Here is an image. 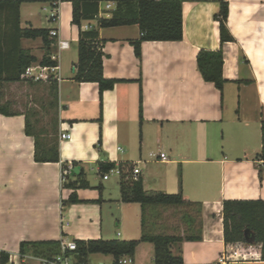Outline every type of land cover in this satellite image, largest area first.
I'll use <instances>...</instances> for the list:
<instances>
[{
	"label": "crops",
	"instance_id": "obj_1",
	"mask_svg": "<svg viewBox=\"0 0 264 264\" xmlns=\"http://www.w3.org/2000/svg\"><path fill=\"white\" fill-rule=\"evenodd\" d=\"M72 1L20 7L21 28L59 33L51 57L57 58L60 80L38 83L48 89L50 101L42 109L48 116L52 111V120L43 125V117H30L37 131L49 134L41 136L42 145L56 139L59 162L35 161V139L26 133L29 114H0V254L10 255L9 264H41V258L32 256L21 260V243L136 241L146 234L182 238L171 251L181 255L184 264L221 263L228 251L224 202L264 201V162L257 159L264 120V0H224L229 4L227 26L235 39L224 45L217 21L221 0H183V40L143 42L141 58L133 46L141 37L137 25L98 29L97 20L84 22V29H98L103 40L104 77L119 81L102 99L98 84L74 80L79 29L72 23ZM104 2L108 4L100 3L99 17L111 18L115 2L110 11L102 8ZM36 5L46 12L44 19ZM54 12L56 22L50 21ZM5 30L0 28L2 40L13 34ZM58 41L68 46L61 49ZM12 45L3 46V52ZM21 48L38 60L44 55L41 39H23ZM220 50L226 81L222 90L204 80L197 63L201 51ZM52 86H57L53 105ZM62 133H70L71 139L61 140ZM164 148L175 156L185 153L186 158L168 157L167 163L149 159L151 151L166 153ZM138 162L147 194L182 193L191 204L143 209L139 203L123 202L122 183L131 180ZM73 163L79 173L71 172L63 181V168ZM108 164L124 166L123 176L113 184L103 178ZM174 165L181 167L178 176L161 170ZM90 169L102 179L97 186L88 179ZM81 173L86 188L65 187L77 182ZM73 193L76 203L70 201ZM154 253V245L143 242L134 256L123 258L131 259L128 264H154ZM114 263L111 255L91 254L83 264Z\"/></svg>",
	"mask_w": 264,
	"mask_h": 264
},
{
	"label": "trees",
	"instance_id": "obj_2",
	"mask_svg": "<svg viewBox=\"0 0 264 264\" xmlns=\"http://www.w3.org/2000/svg\"><path fill=\"white\" fill-rule=\"evenodd\" d=\"M46 0H0V28L5 31L11 30L13 34L0 39V84L16 83L24 80L21 78L25 70L33 64L41 66L58 65L57 61L51 58V50L56 40L50 37L51 30L21 28L20 7L24 3H36ZM106 0H73L72 23L79 29L78 41V62L74 80L79 83H96L99 86L100 96L106 90H111L119 82L118 80L106 79L103 73V40L100 38V28H114L121 26L137 25L141 37L133 42L135 54L141 58V45L143 42H177L183 40V0H111L115 2V9L111 18H100V3ZM221 9L217 16L220 29L222 45L233 42L235 39L230 33L227 22L229 17V4L221 0ZM98 21V29H84L83 23ZM41 39L44 55L41 60L21 48V40ZM2 41V42H1ZM13 44L11 49L3 52L5 48ZM3 59L5 64H3ZM198 68L204 80L215 84L222 90L225 84L223 78V51L211 52L201 51L197 57ZM33 83V81H30ZM36 84L41 82H34ZM53 97V104L57 103V86H52L50 91ZM0 114L9 115L7 106L0 105ZM31 115L26 116V133L35 139V161L39 163L59 162V149L56 139L52 145H42L41 136L49 134L47 131H37L36 126L30 121ZM142 123V114H141ZM262 130V151L257 156L258 160L264 162V120L261 122ZM55 136L58 135L56 130ZM102 144V137L99 145ZM73 166L78 167L77 163ZM122 169L124 166L120 165ZM115 164H108L103 167L107 172ZM132 170V169H131ZM262 176V171H260ZM81 173L77 182H69L65 187L77 190L87 187V181ZM262 178V177H261ZM122 200L126 203H139L143 209L147 206L165 205L182 206L191 204L185 202L182 193L147 194L143 188V181L128 180L122 183ZM72 203L78 202L76 193L71 195ZM224 237L228 245L227 253L234 254L241 246H260V260L264 261V201H238L227 200L224 202ZM251 231L255 236L254 243H248L245 239V231ZM194 237H190L193 239ZM196 237L195 239H198ZM180 237L154 236L144 234L136 241H77V250L71 252L80 264L86 262L91 254L111 255L115 263L125 256H134L136 248L143 242L152 243L155 247L154 264H184L181 255L175 256L171 251L173 243L182 242ZM61 243L59 242H23L20 245L19 255L23 261L25 257L51 258L60 254ZM231 261V260H229ZM10 255L2 252L0 264H9ZM222 264V263H217Z\"/></svg>",
	"mask_w": 264,
	"mask_h": 264
},
{
	"label": "built area",
	"instance_id": "obj_3",
	"mask_svg": "<svg viewBox=\"0 0 264 264\" xmlns=\"http://www.w3.org/2000/svg\"><path fill=\"white\" fill-rule=\"evenodd\" d=\"M108 1V4L106 5V10L110 11L113 6L114 2L111 0H106ZM114 3V4H113ZM58 19L57 13L54 12L51 17L50 21L56 22ZM92 26L87 27V29H92ZM50 37L53 39H58L59 38V33L57 30H51L50 32ZM68 45L66 42L58 41V47L61 49L66 48ZM53 61H56L57 58L56 56L51 57ZM58 65L54 66H41L39 64H33L30 67H28L25 72L22 74L21 78L24 80H29L33 82H47L50 80H56L59 81L60 78L58 76ZM61 140H70L71 139V134L70 133H62L60 135ZM149 159L152 160H157L160 162L167 163L169 161L168 156L164 152H151L149 154ZM141 162L135 163L133 168H132V173L130 178L133 180H138L139 177L141 176V169L139 168V164ZM73 171V166L71 165L70 167L63 168L62 171V177L63 181L66 179V176L69 175ZM124 173V170L122 167L119 165H115V167L111 168L109 171L105 172L103 175L104 180H109L112 176H118L122 177ZM251 247L249 250L248 247L241 246V249L237 250L234 254L232 253H227V256L224 257V259L221 260L222 264H226L229 260H237V259H245L244 256H246L244 253L246 251H251L257 255L258 250L260 247L256 250L254 249V246H249ZM77 250V244L76 242H69V243H61V253L53 256L51 258H41L40 263L41 264H78L73 260L71 257L70 253L73 251ZM260 258V256L258 257ZM253 260V259H251ZM131 262V259L129 258H123L119 261V264H128Z\"/></svg>",
	"mask_w": 264,
	"mask_h": 264
},
{
	"label": "rangeland",
	"instance_id": "obj_4",
	"mask_svg": "<svg viewBox=\"0 0 264 264\" xmlns=\"http://www.w3.org/2000/svg\"><path fill=\"white\" fill-rule=\"evenodd\" d=\"M106 3H102V8H105ZM37 8L38 12H41V16L44 19V16L46 12L39 10L40 5L35 6ZM50 12H47L49 15ZM5 100L7 102H5ZM50 101L49 98V92L48 89L43 87L42 85H38L36 83H31L30 81H22L21 83H13L12 85H9V83L0 84V105L7 106L9 111H19L22 110L26 112L27 114L38 117H43V125L48 123L50 120H52V111L50 112L49 116L44 115V110L42 109V106L47 107L48 103ZM3 103V104H2ZM43 115V116H42ZM32 119H34L32 117ZM50 123V122H49ZM165 154L171 159H180V158H186V154L182 153V155H174L168 148H164ZM151 152H158V151H151ZM150 152V153H151ZM142 167V166H141ZM181 167L179 165L174 166H168V167H162L161 170L164 172H168L171 176H178L179 169ZM118 176H112L111 177V183H115L118 180ZM88 179L91 181L92 184L98 185L100 181L102 180L101 177L97 174L95 170H89L88 171ZM254 246V249H258L259 246L257 245H251ZM251 247H248L247 250H249ZM246 256L245 259L251 260L256 259L259 257V255H256L255 253L251 251H246L244 253Z\"/></svg>",
	"mask_w": 264,
	"mask_h": 264
},
{
	"label": "water",
	"instance_id": "obj_5",
	"mask_svg": "<svg viewBox=\"0 0 264 264\" xmlns=\"http://www.w3.org/2000/svg\"><path fill=\"white\" fill-rule=\"evenodd\" d=\"M75 173H79V168L78 167H76V168L73 169L72 175H74ZM245 239H246V241L248 243H254L255 236H254V234L251 231L246 230L245 231Z\"/></svg>",
	"mask_w": 264,
	"mask_h": 264
}]
</instances>
